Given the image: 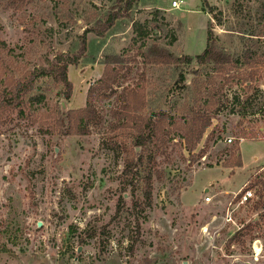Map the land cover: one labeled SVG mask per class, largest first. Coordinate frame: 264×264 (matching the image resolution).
I'll use <instances>...</instances> for the list:
<instances>
[{
	"label": "rangeland",
	"instance_id": "rangeland-1",
	"mask_svg": "<svg viewBox=\"0 0 264 264\" xmlns=\"http://www.w3.org/2000/svg\"><path fill=\"white\" fill-rule=\"evenodd\" d=\"M173 1H182L180 10L171 9ZM114 3L0 0V90L47 68L56 55L77 52L84 17L104 14ZM209 7L214 13H207ZM157 9L162 11L152 21ZM132 20L149 22L147 38L137 37ZM208 29L232 57L230 78L217 76L210 86L222 88L217 129L208 139L210 128L189 155L178 124L185 102L192 103L193 71L201 67L152 63L148 49L157 45L176 58L194 57L205 50ZM172 35L177 40L169 45ZM87 43L86 54L69 67V102L46 80L25 99L24 115L18 107L0 106V264H264V0H140L129 17L104 37L87 35ZM114 56L122 68L115 93L93 98L101 123L87 136L65 134L58 118L86 106L89 88ZM202 69L210 73L213 67ZM181 73L185 88L177 83ZM123 88L144 95V115L165 112L177 121L167 129L165 155L156 159L149 205L141 169L133 183L124 174L126 160L140 149L132 153L135 131L113 116L123 113ZM41 93L47 99L37 103ZM206 94L200 106L207 105ZM238 157L241 167H235ZM245 184L255 197L233 236L222 225L225 194ZM207 189L208 196L218 194L210 204Z\"/></svg>",
	"mask_w": 264,
	"mask_h": 264
},
{
	"label": "trees",
	"instance_id": "trees-1",
	"mask_svg": "<svg viewBox=\"0 0 264 264\" xmlns=\"http://www.w3.org/2000/svg\"><path fill=\"white\" fill-rule=\"evenodd\" d=\"M139 2L140 0H115L112 7L105 11L104 14L98 13L96 16L84 17L86 28L83 34L78 37L77 52L56 55L52 61H48L47 68H39L34 72H28L19 81L15 83L12 81L6 84L0 90V98L3 102V104L0 103V106L18 107L19 113L24 115L23 103L25 99L34 94V91L39 88V84L46 80L52 82L57 95L62 101L69 102L73 94V84L68 75L69 67L77 65L86 54L88 48L87 35L94 34L100 38L104 37L116 25L117 21L129 17ZM161 11L155 10L152 21H155L156 16ZM214 11L213 7H209L207 13L212 14ZM148 28L149 22L141 24L132 20V29L138 38H147L149 36ZM176 40V36L172 35L169 45H173ZM206 40L205 50L200 55L194 57L184 55L176 58L170 51L157 45H153L148 49L149 54L152 56V63L160 64L166 62L172 64L178 62L185 65L195 63L201 67V69L193 71L192 103L185 102L182 112L185 118L182 120L183 123L178 124L183 132L180 137L181 141L189 155L197 150L210 128H212V131L208 134V139L217 129L216 126H213V119L218 111L222 88L214 90L210 89V86L214 84L217 76L224 77L227 81L230 78L232 57L217 46L216 39L213 37L210 29L207 31ZM1 44L6 47L5 43ZM245 62L250 65L249 56H245ZM104 65L105 68L101 78L95 86H91L88 90L86 106L82 109L69 110L64 117L65 119L61 116L58 118V125L64 130L65 134L87 136L90 134V127L92 125L101 123L102 118L93 104V98L97 93H102L103 97H108L106 96L107 92H110V95L115 93L114 87L118 83L122 69L119 68L121 60L117 56L105 62ZM205 66H212V71L210 73L206 72L202 69ZM202 75L206 76L204 82ZM253 78L254 73L252 72L244 77V81L249 82ZM186 81V74H179L178 85L185 88ZM205 91L207 92L208 102L207 105L200 106L199 104ZM120 98L124 102L121 110L123 113L114 112L113 116L119 118L118 123L122 121L123 124H119L121 127L130 126L135 131L132 153L134 154L135 149H140L138 156L126 160L124 174L130 178L129 183H133L137 177L135 169H141L142 181L146 188L145 203L149 205L151 202L152 180L155 175H158L156 159L160 155H165L168 141L166 138L169 135L167 129L175 126L177 121L165 112H158L155 115H144L145 97L134 89L123 88ZM34 99L37 103H44L47 95L41 93ZM57 113L58 115L61 114L59 108L57 109ZM121 116H125V119L121 118ZM115 127L119 126L112 124L111 128ZM200 153H203V151ZM241 166V158L238 157L235 167ZM120 208L121 205H118L119 210Z\"/></svg>",
	"mask_w": 264,
	"mask_h": 264
},
{
	"label": "built area",
	"instance_id": "built-area-1",
	"mask_svg": "<svg viewBox=\"0 0 264 264\" xmlns=\"http://www.w3.org/2000/svg\"><path fill=\"white\" fill-rule=\"evenodd\" d=\"M182 6V1H173L171 4L172 10H180ZM227 144H232L233 139H226ZM206 158H203L205 160ZM209 189L205 190V202L207 204L212 203L214 198L218 196V194H214L212 196H208ZM227 195V200L224 206L222 219L223 228L230 227L232 231V235L234 236L240 231L243 227V223L240 222V215L244 210L249 206L250 202L253 201L255 195L254 191L248 187V184L243 185L241 189H239L236 193L225 194ZM212 222L215 221L213 217Z\"/></svg>",
	"mask_w": 264,
	"mask_h": 264
},
{
	"label": "bare ground",
	"instance_id": "bare-ground-1",
	"mask_svg": "<svg viewBox=\"0 0 264 264\" xmlns=\"http://www.w3.org/2000/svg\"><path fill=\"white\" fill-rule=\"evenodd\" d=\"M203 231H206V229L204 228V230H203ZM254 251H255V253L257 254V256H259V255H260V253H258L257 249H255V246H254Z\"/></svg>",
	"mask_w": 264,
	"mask_h": 264
},
{
	"label": "crops",
	"instance_id": "crops-1",
	"mask_svg": "<svg viewBox=\"0 0 264 264\" xmlns=\"http://www.w3.org/2000/svg\"><path fill=\"white\" fill-rule=\"evenodd\" d=\"M168 9H167V11L169 10L170 11V6L169 7H167ZM158 9H160V8H158ZM162 9H164V10H166V8H162ZM202 10V9H201ZM172 11V10H171ZM173 11H177V10H173Z\"/></svg>",
	"mask_w": 264,
	"mask_h": 264
},
{
	"label": "water",
	"instance_id": "water-1",
	"mask_svg": "<svg viewBox=\"0 0 264 264\" xmlns=\"http://www.w3.org/2000/svg\"><path fill=\"white\" fill-rule=\"evenodd\" d=\"M64 105V104H63Z\"/></svg>",
	"mask_w": 264,
	"mask_h": 264
}]
</instances>
